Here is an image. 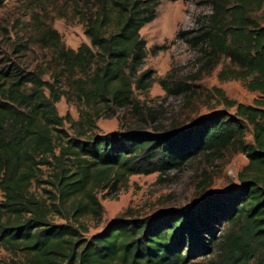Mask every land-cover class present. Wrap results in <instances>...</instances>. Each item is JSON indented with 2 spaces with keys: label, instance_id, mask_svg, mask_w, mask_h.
Wrapping results in <instances>:
<instances>
[{
  "label": "trees",
  "instance_id": "1",
  "mask_svg": "<svg viewBox=\"0 0 264 264\" xmlns=\"http://www.w3.org/2000/svg\"><path fill=\"white\" fill-rule=\"evenodd\" d=\"M161 1L96 0L82 18L89 44L68 49L54 33L45 67L0 56V249L9 254L0 264H199L223 226L231 229L220 264H264V0H212L194 38L228 61L219 81L258 94L251 105L215 88L232 115L213 111L172 134L94 131L93 117L127 108L147 87L146 73L136 79L146 48L140 31ZM62 98L79 110L78 121L58 115ZM229 149L247 159L237 186L181 208L115 218L86 236L82 219L100 215V189ZM42 185L49 189L32 192Z\"/></svg>",
  "mask_w": 264,
  "mask_h": 264
},
{
  "label": "rangeland",
  "instance_id": "2",
  "mask_svg": "<svg viewBox=\"0 0 264 264\" xmlns=\"http://www.w3.org/2000/svg\"><path fill=\"white\" fill-rule=\"evenodd\" d=\"M95 3L96 0H7L0 9V56L24 69H34L45 67L51 60L48 45L54 40V33L68 49L89 44L82 18ZM212 11V0L159 3L155 19L140 31L146 48L136 79L146 73L147 87L134 91L133 103L127 108L104 110L98 118L93 117L96 133L172 134L190 129L213 111L224 110L232 115L233 109H225L215 88L222 90L229 100L245 105L259 97L247 91L240 81H219L218 72L228 61L213 57L209 45L194 40ZM56 109L67 120L76 122L80 118L79 110L64 98ZM67 128L69 124L65 123L63 129ZM245 139L251 141L249 132ZM246 165L244 155L229 149L219 155L201 154L178 171L131 176L115 189H100L96 193L100 215L82 219L88 228L86 236L100 232L115 218L145 217L224 192L238 185L237 176ZM42 188L49 189L46 185L33 186L32 192L40 194ZM230 229L221 227L214 252L196 262L220 264L224 256L223 237ZM8 256L0 249V260Z\"/></svg>",
  "mask_w": 264,
  "mask_h": 264
}]
</instances>
